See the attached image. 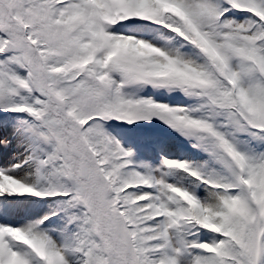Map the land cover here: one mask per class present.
<instances>
[{"label": "snow or ice", "instance_id": "6c2138e0", "mask_svg": "<svg viewBox=\"0 0 264 264\" xmlns=\"http://www.w3.org/2000/svg\"><path fill=\"white\" fill-rule=\"evenodd\" d=\"M0 264H264V0H0Z\"/></svg>", "mask_w": 264, "mask_h": 264}]
</instances>
